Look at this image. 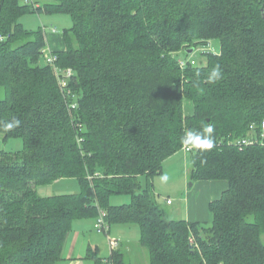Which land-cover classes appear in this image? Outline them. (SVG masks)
I'll return each mask as SVG.
<instances>
[{"label": "trees", "instance_id": "obj_1", "mask_svg": "<svg viewBox=\"0 0 264 264\" xmlns=\"http://www.w3.org/2000/svg\"><path fill=\"white\" fill-rule=\"evenodd\" d=\"M30 12L73 21L54 64L44 30L21 23ZM0 37V134L24 141L0 153V264H61L74 223L99 208L110 227H139L150 264H264V146L235 144L264 120V0H0ZM212 40L221 51L205 64L181 57ZM209 127L210 149L182 143ZM182 150L193 181L230 183L210 225L168 218L143 189ZM66 179L78 193L38 191ZM123 195L131 203L111 204Z\"/></svg>", "mask_w": 264, "mask_h": 264}, {"label": "crops", "instance_id": "obj_2", "mask_svg": "<svg viewBox=\"0 0 264 264\" xmlns=\"http://www.w3.org/2000/svg\"><path fill=\"white\" fill-rule=\"evenodd\" d=\"M54 2L55 0H47L46 3H35L38 6H42L43 4ZM61 19L65 18L54 15L48 16L45 20L46 25L42 23L43 26L40 29H43L45 32L47 41L46 54H55L66 48L64 32L61 31L60 33L58 31L59 27L56 26V24H59L57 22L62 21ZM72 22L71 19V27L73 25ZM69 23L68 20H65V26H68ZM54 29L57 31H53ZM187 106L189 107L188 114L192 115L194 113L193 105L187 104ZM189 155V152L182 150L171 156L164 162L163 171L159 175V177H164L167 171H174L176 169L179 172V181L184 186L182 193L184 195L180 197L182 199V208L178 210L181 212L179 213L181 217L173 220H186L190 223H212L214 215L211 212L210 205L222 198L223 194L229 190L230 183L226 180H199L193 181L192 186L188 185L192 173V157ZM190 160L191 164L189 168L188 163ZM41 188L38 189L40 194L43 190ZM168 200L171 201V204H168ZM165 204L173 205L174 202L170 198H167ZM160 205L166 211L163 203ZM95 224L96 221L94 220L77 221L74 223L73 230L68 234L65 242L63 249L64 260L61 264H112L111 240L118 242L119 246L116 252L122 255L124 264H150L149 252L141 242V232L138 226L112 225L108 235L104 234L105 237L101 236L103 237V241L99 244L94 241V238L98 240L99 235L103 234L97 233ZM87 227L95 229L94 231H96V235L98 236H92L93 234H90V230L86 231Z\"/></svg>", "mask_w": 264, "mask_h": 264}, {"label": "rangeland", "instance_id": "obj_3", "mask_svg": "<svg viewBox=\"0 0 264 264\" xmlns=\"http://www.w3.org/2000/svg\"><path fill=\"white\" fill-rule=\"evenodd\" d=\"M35 2L36 3H46L47 0H22L23 5L25 4L30 5ZM48 16H53V15H49L46 13L30 12L22 17L21 23L23 24L26 30H38L42 28L43 26L42 23L46 25L45 20L46 18H48ZM54 16H61L62 18H65V19H61L62 21L57 22L59 24H56V26L59 27L58 31L60 33L61 31L64 32L65 29H69L71 27V17L70 16L63 15V14L54 15ZM65 20H68V22H70L68 26H65ZM205 49H207L206 51L208 52H205L204 51ZM220 51H221V44L219 40H212L211 42H209L207 46L201 47L193 55L185 56L184 54H182L181 57L195 59L198 64H201V63L205 64L207 61V58L205 56L202 57L203 54L204 55L209 54V53L218 54L220 53ZM186 113H189L188 106L186 107ZM23 151H24V141L22 139L16 138V139L5 140L3 134H0V153L2 152L13 153L15 155H18V154H22ZM189 156L191 157V155ZM190 164H191V160L188 163L189 168H190ZM165 174L166 175L164 177H159L158 175L155 178H153V180H149L147 177L141 178V182L143 183L142 185L144 187L143 189L149 188L150 190L154 192L155 197L157 201L159 202V204L163 203V205L166 207V213H167L168 218L179 219L181 217V214L179 213L181 212L178 210L182 208V201H181L182 199L180 197L184 195L182 194L184 191V186L181 183V181H179V177H178L179 172L176 169H174V171H167V173ZM165 177L167 179H165ZM192 182L193 180L191 178L188 185H190ZM41 189H43L41 191L42 196H52V195H59V194H75V193H78L79 191V185L77 181L74 179H66V180L58 181L57 184L55 185L44 186ZM167 198H170L172 202H174V204L166 205L165 202ZM131 201L132 200L130 196L123 195V196L113 197L111 199V204H114V205L122 204L123 205V204H129L131 203ZM204 224L210 225L211 223H204ZM87 230H90V234L91 235L93 234L92 236L96 235V231H94L95 229L87 227L86 231ZM101 236L105 237L104 234L99 235L98 240L94 238V241L100 244L103 241V237ZM262 241L264 243V234L262 235Z\"/></svg>", "mask_w": 264, "mask_h": 264}, {"label": "built area", "instance_id": "obj_4", "mask_svg": "<svg viewBox=\"0 0 264 264\" xmlns=\"http://www.w3.org/2000/svg\"><path fill=\"white\" fill-rule=\"evenodd\" d=\"M33 6L35 8L39 7L35 3H33ZM53 31L56 32L57 30L54 29ZM0 39L2 40L1 37H0ZM45 58L49 64H54L56 62V57H54L51 54H46ZM67 74H68V76H71L72 75L71 70H69L67 72ZM62 85L63 86L66 85V82L64 80H62ZM256 127L257 126L255 124L251 125L252 130L253 129L255 130ZM257 129H260V134L258 135V138H256L255 140H251L250 138H247V139L245 138L244 140L236 142L235 144L237 146H239L240 148H245V147H248V146L253 145V144H260V145L264 146V120L262 121L259 128H257ZM190 149H191L190 147H186L187 151H190ZM168 204H171L170 200H168ZM95 228H96L97 233L108 235V233L110 231V224L108 222V212L107 211L99 208V216H98V219L96 220ZM110 244H111V250L116 251L118 246H119L118 242L111 240Z\"/></svg>", "mask_w": 264, "mask_h": 264}, {"label": "clouds", "instance_id": "obj_5", "mask_svg": "<svg viewBox=\"0 0 264 264\" xmlns=\"http://www.w3.org/2000/svg\"><path fill=\"white\" fill-rule=\"evenodd\" d=\"M199 75V73L197 74ZM223 73L219 65H216L211 71L207 74V80L209 83H214L222 79ZM18 123V122H17ZM14 127L12 123L5 125L4 130L9 131ZM212 131L211 127L206 128L203 132L200 131H189L182 138V143L191 146L195 150H204L210 149L212 147L211 138L207 136V133ZM165 179H167L165 177Z\"/></svg>", "mask_w": 264, "mask_h": 264}, {"label": "water", "instance_id": "obj_6", "mask_svg": "<svg viewBox=\"0 0 264 264\" xmlns=\"http://www.w3.org/2000/svg\"><path fill=\"white\" fill-rule=\"evenodd\" d=\"M194 52V49H190V50H188V53L189 54H191V53H193ZM191 186L193 185L192 183L190 184Z\"/></svg>", "mask_w": 264, "mask_h": 264}]
</instances>
